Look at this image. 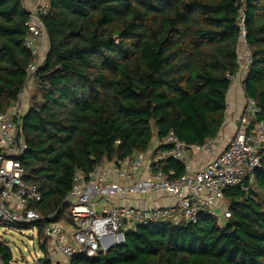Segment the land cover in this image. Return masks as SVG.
Wrapping results in <instances>:
<instances>
[{"label":"trees","instance_id":"1","mask_svg":"<svg viewBox=\"0 0 264 264\" xmlns=\"http://www.w3.org/2000/svg\"><path fill=\"white\" fill-rule=\"evenodd\" d=\"M241 12L252 59L243 93L259 107L253 123L264 122V0H50L48 51L20 126L24 181L42 196L34 204L44 218L34 224L40 237L51 217L72 223L65 199L77 171L120 165L148 153L154 138L162 145L153 153L165 151L171 132L198 147L216 142L229 77L240 71ZM29 15L23 0H0V113L27 87ZM154 169L186 174L174 159ZM244 185L224 191L227 220L203 214L196 224L141 227L110 251L70 264H264V156ZM41 249L40 264H51L48 245ZM0 254L13 262L3 242Z\"/></svg>","mask_w":264,"mask_h":264},{"label":"built area","instance_id":"2","mask_svg":"<svg viewBox=\"0 0 264 264\" xmlns=\"http://www.w3.org/2000/svg\"><path fill=\"white\" fill-rule=\"evenodd\" d=\"M49 10L50 0H37L29 10L26 47L31 51L33 61L27 69L26 86L30 85L47 55L44 18ZM240 20V43L244 40L246 44L243 12ZM251 63L250 55L245 66L246 75ZM239 75L240 71L229 77L230 90L235 88ZM26 88L7 111L0 113V222L10 226H32L29 230H36L37 237L39 229L34 224L43 222L44 218L35 210L34 204L41 202L42 196L36 186L24 181L25 169L20 161L27 151L20 130L21 120L28 110ZM244 101V113L238 120L233 138L226 150L216 156H213L215 141L198 147L181 142L171 132L166 139L169 148L165 151L138 154L120 165L104 161L88 176L77 171L73 177V188L65 199L72 223L55 222L51 217V222L43 229V235L49 242V262L61 264L64 259L70 261L77 256L96 258L113 245L124 243L127 233L152 224H196L203 214L218 218L221 214L223 220L229 219L230 212L219 207L224 203V191L233 187L245 189V180L249 178L252 181L253 174L262 167L264 156V122L253 123L259 107L255 100L245 95ZM197 153L209 155V160L203 162L201 168L193 164ZM148 156L151 162L147 167ZM168 159L182 163L186 174L176 178L175 171L167 174L154 169V165ZM146 170L149 176L142 178L141 173ZM147 195H166L173 197L175 203L152 208L108 204L117 198L127 200L132 196ZM35 237L29 244L34 250L39 247L42 256L35 253L37 260L34 264H40L45 255ZM0 264H4L1 254ZM11 264L28 263L13 259Z\"/></svg>","mask_w":264,"mask_h":264},{"label":"crops","instance_id":"3","mask_svg":"<svg viewBox=\"0 0 264 264\" xmlns=\"http://www.w3.org/2000/svg\"><path fill=\"white\" fill-rule=\"evenodd\" d=\"M37 0H23L24 6L27 10H31V8L35 5ZM248 49V48H247ZM240 50V48H239ZM240 53V52H239ZM250 54L242 60L240 59L241 69L240 75L237 79V84L233 90H230L227 96L228 110L227 117L222 129V132L219 135V138L216 140V144L214 145L213 156L218 155L222 151L226 150L228 143L233 138L238 120L240 116L244 113V81L246 77L245 66L247 65V59ZM242 61V62H241ZM28 85L30 89L34 88V82L31 81ZM27 89V88H26ZM28 90V89H27ZM162 144H160L157 138H154L151 148L149 150V154L155 152ZM146 166L150 165V157H146ZM209 160V155L203 153H197L193 157V164L195 167H202ZM142 178H147L149 176V172L146 170L141 173ZM175 203V199L173 197H169L166 195L156 196V195H147V196H132L127 200H123L120 198L109 201V205H121V206H130V207H140V208H152V207H165L169 205H173ZM219 207L224 208V203L220 204Z\"/></svg>","mask_w":264,"mask_h":264},{"label":"rangeland","instance_id":"4","mask_svg":"<svg viewBox=\"0 0 264 264\" xmlns=\"http://www.w3.org/2000/svg\"><path fill=\"white\" fill-rule=\"evenodd\" d=\"M47 47H48V45L46 44L45 48H47ZM239 52H240L239 54H240L241 60H242L243 56H244V58H246L249 54L251 55V52L249 49H247V46L244 43V40H242L240 43ZM243 60H245V59H243ZM27 89H26V95H27V98H26L27 99V101H26L27 108L26 109H29L30 104H31V99L33 96H35L36 92L34 89H30L29 86H27ZM218 216H221V214H218ZM63 222L67 223V221H63ZM221 224H223V221ZM21 232L22 231H18L16 229L10 228V227H0V243L5 242L8 245V247L10 248V250L13 253L14 261L18 260L19 262L34 264L37 260L35 253L39 254L40 257L42 256L41 252L39 250V247H36V250H34L33 247L29 244L30 239L35 237L36 230H34V231H32V230H26L25 231L24 230L23 233H21ZM34 240H38L40 247H41V244L49 245V242H48L47 238L45 237V235L40 237L38 234V236L35 237ZM26 249H28V250L26 251ZM28 251L30 253H28ZM61 264H70V261L67 259H64L61 261Z\"/></svg>","mask_w":264,"mask_h":264},{"label":"water","instance_id":"5","mask_svg":"<svg viewBox=\"0 0 264 264\" xmlns=\"http://www.w3.org/2000/svg\"><path fill=\"white\" fill-rule=\"evenodd\" d=\"M119 245H121V243H117V244L113 245L108 251H110L111 249H113L114 247H117V246H119ZM108 251H107V252H108Z\"/></svg>","mask_w":264,"mask_h":264}]
</instances>
